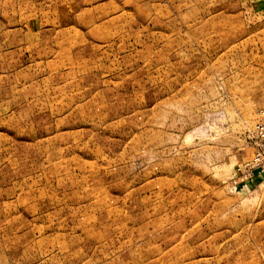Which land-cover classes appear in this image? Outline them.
I'll list each match as a JSON object with an SVG mask.
<instances>
[{"label": "rangeland", "instance_id": "rangeland-1", "mask_svg": "<svg viewBox=\"0 0 264 264\" xmlns=\"http://www.w3.org/2000/svg\"><path fill=\"white\" fill-rule=\"evenodd\" d=\"M263 117L264 0H0V264H264Z\"/></svg>", "mask_w": 264, "mask_h": 264}, {"label": "built area", "instance_id": "built-area-1", "mask_svg": "<svg viewBox=\"0 0 264 264\" xmlns=\"http://www.w3.org/2000/svg\"><path fill=\"white\" fill-rule=\"evenodd\" d=\"M250 140L254 151L253 157L246 167L248 175L253 176L256 169H258V173H264V117L255 124Z\"/></svg>", "mask_w": 264, "mask_h": 264}]
</instances>
